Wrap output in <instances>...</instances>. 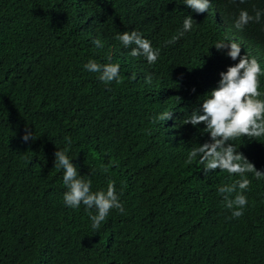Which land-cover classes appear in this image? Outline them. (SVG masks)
Masks as SVG:
<instances>
[{
    "label": "trees",
    "instance_id": "obj_1",
    "mask_svg": "<svg viewBox=\"0 0 264 264\" xmlns=\"http://www.w3.org/2000/svg\"><path fill=\"white\" fill-rule=\"evenodd\" d=\"M84 1L0 0L14 14L0 19V85L21 78L0 94V264H264V178L247 174L248 205L236 219L218 187L239 177L219 169L205 176L199 157L186 163L210 139L204 124H183L206 95L203 77L216 71L202 44L179 50L172 37L157 39L154 24V64L113 43L97 48L93 41L119 24L109 21L113 6L130 3L156 18L158 11L140 0H88L82 8ZM214 1L229 20L241 9ZM245 7L255 15L264 0ZM258 24L264 36V17ZM151 25L148 12L136 13L135 28ZM89 60L118 63L121 82L104 84L84 68ZM165 111L172 119L160 121ZM231 142L264 171V138ZM59 149L93 191L115 181L124 214L112 210L93 230L83 204L66 206L63 169L54 168Z\"/></svg>",
    "mask_w": 264,
    "mask_h": 264
},
{
    "label": "clouds",
    "instance_id": "obj_2",
    "mask_svg": "<svg viewBox=\"0 0 264 264\" xmlns=\"http://www.w3.org/2000/svg\"><path fill=\"white\" fill-rule=\"evenodd\" d=\"M231 1L241 5L233 20L227 18L223 8L214 0H140V6L157 9L158 18L148 10L121 3L112 7L109 16V21L119 23L117 27L93 43L97 48L103 47L102 42L118 45L127 55L147 65L156 63L160 56V50L155 48L150 37L154 24L157 39L159 36L172 37L173 41L177 40L179 50L189 51L187 43L202 44L200 49L206 53L207 62L213 64L212 68L216 71L209 77H203L206 95L183 124L192 129L204 124L210 139L191 148L186 163L191 164L199 157L198 163L204 166L205 176L219 169L229 176L234 174L239 177L218 187L225 207L231 210V218L238 219L244 215L248 205L244 193L250 189L252 181L247 174H253L256 179L264 178V171L257 170L255 164L231 142L244 137L249 140L264 138V36L260 34L261 25L258 24L264 17V10H254L255 15H251L249 8L245 7L249 0ZM87 2L81 3V7L85 8ZM139 11L150 14L151 27L141 30L133 26ZM8 15L14 14L5 13L1 6L0 19L8 18ZM160 22L164 26L161 34ZM84 68L97 73L98 79L106 85L113 81L121 82L118 63L89 60ZM132 78L135 79L134 74ZM20 79L13 78L1 84L0 94ZM146 82H152L151 74L146 76ZM10 100L3 103L1 113ZM172 116L173 112L165 111L158 119L168 121ZM156 122L151 120L149 124ZM30 139H33V134L26 130L23 140L27 142ZM65 140L71 144L70 137H65ZM54 168L63 169V184L67 189L63 194L64 204L72 209L83 204L89 211L93 230L101 227L112 210L124 214L125 208L116 191L115 181L109 180L106 190L93 191L92 180L80 174L67 149L56 151Z\"/></svg>",
    "mask_w": 264,
    "mask_h": 264
}]
</instances>
